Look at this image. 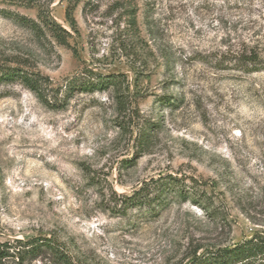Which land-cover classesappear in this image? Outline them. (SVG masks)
I'll use <instances>...</instances> for the list:
<instances>
[{"label": "rangeland", "instance_id": "obj_1", "mask_svg": "<svg viewBox=\"0 0 264 264\" xmlns=\"http://www.w3.org/2000/svg\"><path fill=\"white\" fill-rule=\"evenodd\" d=\"M66 8L0 0V64L55 84L87 68L118 74L125 108L109 90L53 108L0 83V241L51 235L83 264H187L264 237V71L232 62L264 59V0H79L76 30ZM165 174L188 177L184 198L113 208V193Z\"/></svg>", "mask_w": 264, "mask_h": 264}, {"label": "trees", "instance_id": "obj_2", "mask_svg": "<svg viewBox=\"0 0 264 264\" xmlns=\"http://www.w3.org/2000/svg\"><path fill=\"white\" fill-rule=\"evenodd\" d=\"M67 8L65 16L71 29L76 30V22L73 18L72 10L79 0H66ZM30 23L31 29L42 32L39 23L23 19ZM46 28L51 35L61 44H66V37L70 36L69 31L58 26L53 20ZM233 66L240 70H246L248 73L264 71V59H261L255 53H244L232 58ZM81 77H70L62 82L55 84L48 77L39 72L28 71L17 66L0 64V83L20 81L23 86L33 92L40 101L53 108L64 106L69 97L77 91L95 92L111 91L116 98L118 111L124 110L125 100L120 91V81L118 74H100L92 69H84ZM51 91L49 99L45 92ZM59 92H62V98L58 99ZM138 141L141 144L146 140L144 133L138 134ZM187 178H179L172 174L159 175L156 178H150L143 181L141 185L133 190L129 195H114V205L118 213L124 214L129 208L147 206L149 213L157 209H164L169 201L167 196L173 194L175 197L184 198L188 194ZM191 183L195 182L193 178L189 179ZM195 184V183H193ZM194 186V185H192ZM255 260H261L264 263V237L254 236L248 240L234 244L228 247L217 248L202 253H194L187 264H250ZM5 261H12L14 264H83L75 260L64 243L60 242L54 236L37 235L27 239L16 238L12 241H0V264Z\"/></svg>", "mask_w": 264, "mask_h": 264}]
</instances>
